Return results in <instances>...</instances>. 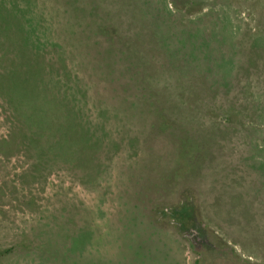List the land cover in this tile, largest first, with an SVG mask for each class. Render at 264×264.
<instances>
[{"label": "rangeland", "instance_id": "obj_1", "mask_svg": "<svg viewBox=\"0 0 264 264\" xmlns=\"http://www.w3.org/2000/svg\"><path fill=\"white\" fill-rule=\"evenodd\" d=\"M0 264H264V0H0Z\"/></svg>", "mask_w": 264, "mask_h": 264}]
</instances>
